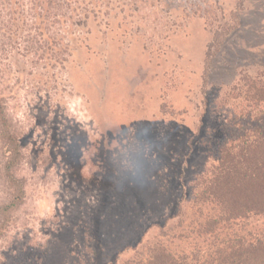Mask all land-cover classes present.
I'll return each mask as SVG.
<instances>
[{
	"label": "rangeland",
	"instance_id": "1",
	"mask_svg": "<svg viewBox=\"0 0 264 264\" xmlns=\"http://www.w3.org/2000/svg\"><path fill=\"white\" fill-rule=\"evenodd\" d=\"M55 5L0 0V98L25 191L5 214L13 192L0 139V264L262 257L264 213L218 218L201 183L239 104L219 84L241 72L264 79V0H218L222 12L208 0L139 2L80 28ZM204 8L217 24H240L211 65L216 31Z\"/></svg>",
	"mask_w": 264,
	"mask_h": 264
},
{
	"label": "trees",
	"instance_id": "2",
	"mask_svg": "<svg viewBox=\"0 0 264 264\" xmlns=\"http://www.w3.org/2000/svg\"><path fill=\"white\" fill-rule=\"evenodd\" d=\"M153 1L55 0V8L58 10L57 15L60 18H68L71 26L80 28L85 26L90 19L97 20L106 10H120L121 13L136 11L139 9V2L149 4ZM208 1L212 4L215 3L216 8L221 12L223 11L222 6L217 5L218 0ZM204 11H208L207 15L212 19L209 24L216 31L214 43H212L208 52V63L211 65L213 58L218 53L227 54V48L223 49V47L227 43L230 34L240 24H238L239 18L236 16L234 18L235 22L232 18L228 22L217 24L218 16L214 15L213 10L204 8ZM224 18L225 16L222 13V19ZM58 24H60V20ZM241 51H244V49H241ZM229 81L221 82L219 85L230 89L233 92L232 98L238 101L239 104L230 110L231 118L228 119V130L223 148H221L218 165L213 167V170L201 183L203 184L204 202L216 204L215 206L221 209L218 218L223 216L225 221L245 219L250 213H264V79L241 72L240 78H233ZM0 139L4 142L7 153L4 155L6 161L3 165V175L13 192L11 203L5 205L2 209L7 214L10 209H16L23 203L25 191L22 181L16 177L14 172L20 163L21 146L10 129L1 98ZM239 240L240 238L234 242L238 243ZM233 244L230 243L227 246L229 248L230 245L236 251L239 259L238 250L234 248ZM242 246L243 243L239 242V250ZM225 251L222 247H218L215 255L218 258L219 254ZM217 258L215 260L213 258L212 263ZM193 260L195 258L182 264H205L206 262L202 259V261L195 260V263ZM240 262L264 264V255L260 258L258 256H255V258L248 257Z\"/></svg>",
	"mask_w": 264,
	"mask_h": 264
}]
</instances>
